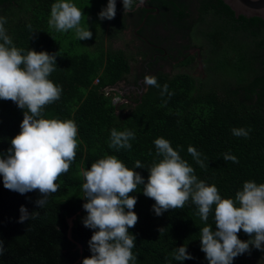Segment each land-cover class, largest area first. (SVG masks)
Returning a JSON list of instances; mask_svg holds the SVG:
<instances>
[{
  "label": "trees",
  "instance_id": "obj_1",
  "mask_svg": "<svg viewBox=\"0 0 264 264\" xmlns=\"http://www.w3.org/2000/svg\"><path fill=\"white\" fill-rule=\"evenodd\" d=\"M57 2L0 0V17L7 20L4 27L13 46L23 49L25 55L30 49L57 55V66L48 78L61 86L62 92L58 100L44 107L43 118L71 119L78 126L75 159L68 172L58 178V191L47 197L43 207L35 203L41 195L38 190L21 195L4 188L0 176V239L4 241L0 264H82L92 254L88 241L94 231L83 224L87 215L83 208V172L98 159L115 155L130 169L139 161L143 168L134 170L147 183L148 169L162 159L156 154L157 138L167 139L194 168L198 180L214 184L222 198L235 199L246 181L264 183L263 21L241 16L236 20L219 0L204 1L203 11H211L216 16L215 23L220 18L226 22L221 30L213 28L206 34L213 48L208 53L207 80L220 72L234 80L227 82L219 94L214 83L209 87L186 74L157 73L160 87L146 86L134 106H114L103 90L125 79L128 59L120 50L103 47L101 39L93 43V55L72 52L70 46L77 43L76 39L62 46L68 33L56 31L48 23L51 6ZM123 9L121 0L106 33L109 39L119 32L117 17ZM105 32L104 28L102 33ZM224 33L231 37L225 48L221 45ZM238 36L247 43L237 42ZM232 82L234 91L229 89ZM165 84L168 91L162 95ZM236 90L243 92V99ZM23 113L14 102L0 100V153H7L11 139L20 132ZM234 128L249 130L248 137L233 135ZM112 129L134 132L130 149L110 146ZM189 146L200 153L205 167L196 163L188 152ZM225 154L237 157L238 162L226 161ZM129 195L137 197L134 211L138 221L129 229L136 236L132 249L136 264H208L201 250L200 229L210 225L215 230V205L205 222L191 198L183 208L157 216L153 210L155 201L143 194V185ZM21 206L31 214L24 222H20ZM72 217L68 226L67 219ZM238 238L250 239L243 230ZM182 245L187 246L193 259H175V249ZM262 255L264 250L250 246V251L234 258L233 264H264V259H259Z\"/></svg>",
  "mask_w": 264,
  "mask_h": 264
},
{
  "label": "clouds",
  "instance_id": "obj_2",
  "mask_svg": "<svg viewBox=\"0 0 264 264\" xmlns=\"http://www.w3.org/2000/svg\"><path fill=\"white\" fill-rule=\"evenodd\" d=\"M143 2L139 0L137 6ZM122 3L124 11L132 10L133 0H122ZM115 15L116 0H108L99 18L112 20ZM83 16V11L74 3L59 0L51 6L48 23L59 32L74 30L79 40L91 39L89 26H81ZM6 23V18L0 17V100L14 102L24 113L20 132L11 139L7 153H0V176L4 188L21 195L38 190L41 195L35 203L41 208L47 203V197L58 191V178L68 172L75 159L78 126L71 119L43 118L44 107L58 100L62 92V87L48 78L57 66V55L34 49L22 54L23 49L13 46L4 27ZM31 27L28 25L29 30ZM144 83L160 87L155 76L145 75ZM167 91L165 84L162 95ZM121 105H126V101ZM232 131L235 136L249 135V130L244 128ZM134 138L131 130L112 129L110 146L130 149L129 141ZM154 143L156 154L162 159L148 169L147 183L134 170L143 168L139 161L130 169L115 155L98 159L83 172L86 200L83 208L87 212L83 224L94 231L88 241L92 254L82 264H136L137 257L132 252L136 236L129 229L138 221L134 211L137 197L129 194L137 192L140 185H143V194L155 201L153 210L157 216L170 209L183 208L191 198L206 222L215 205V230L210 225L200 229L201 250L208 264H233L234 258L250 251V246L264 250V183L246 181L235 199L222 198L214 184L198 180L194 168L167 139L157 138ZM188 152L200 167H205L194 147L189 146ZM224 159L238 162L231 154H225ZM20 212V222L31 215L24 206ZM241 230L249 240L238 238ZM3 251L4 241L0 239V255ZM174 257L177 261L193 259L185 245L175 249Z\"/></svg>",
  "mask_w": 264,
  "mask_h": 264
},
{
  "label": "flooded vegetation",
  "instance_id": "obj_3",
  "mask_svg": "<svg viewBox=\"0 0 264 264\" xmlns=\"http://www.w3.org/2000/svg\"><path fill=\"white\" fill-rule=\"evenodd\" d=\"M204 1L208 0H144L142 6L132 8L124 16L128 28L121 30V35L131 44L130 49L136 56L132 80L125 78L124 82L116 84L117 92L126 104L132 106L145 91V75L154 76L162 72L169 76L173 71L186 74L189 69H197L203 75L205 69L208 71L206 65L210 50L203 46L211 45V41L206 34L213 28L220 29L224 21L220 18L215 23L216 16L214 18L211 11H203ZM196 30L200 31V39L195 34ZM238 40L241 44L247 43L240 36ZM236 91L237 96L243 99V92Z\"/></svg>",
  "mask_w": 264,
  "mask_h": 264
},
{
  "label": "rangeland",
  "instance_id": "obj_4",
  "mask_svg": "<svg viewBox=\"0 0 264 264\" xmlns=\"http://www.w3.org/2000/svg\"><path fill=\"white\" fill-rule=\"evenodd\" d=\"M68 2L74 3L78 8H80L83 13L84 16L82 17V21H81V26L83 27H88L89 26V30L92 32V38L91 39H86V40H79L76 35H75V31L74 30H68L67 33V39L64 40L61 44L63 46V44L68 45V43L72 42L74 39H76V44H71L73 46L71 47L72 52L75 53H82L85 52L89 55H93L95 53V49H94V44L96 41L100 42V39H102V43H104L107 39V43H105V48L106 46H109V49L111 50H120L122 51L125 56L127 55V57H129V72L126 75V78L128 79V81H131L132 78V74H134L135 72L133 71V67L135 65V56H134V50H131V44L129 42H127L124 38L123 35H121L120 33L118 34L117 38L115 39H109L106 35V33H108L109 29L106 30V32L103 34L102 31L105 28V26L107 25V20H101L99 18V13L101 12L102 9L106 8L108 0H68ZM205 12V11H204ZM118 20L121 21V16H118ZM112 20H110L109 23H111ZM224 27L226 26V22H223L222 24ZM112 27V23L111 25H109L108 28ZM195 34L197 35V37L200 39V31H195ZM103 35V36H102ZM228 34H223L222 37V43L221 45L223 46V48H225L226 44L230 42L231 37L228 38L227 37ZM205 41H207L205 39ZM204 49L207 48V51L210 50L212 51L213 48L211 45H207V47L203 46ZM132 51V52H131ZM213 55L210 54V58H212ZM208 68V65H206ZM210 66H212L210 64ZM205 67V66H204ZM192 68V67H190ZM191 69H189L190 71ZM179 71V70H178ZM186 72V74H188L190 77H192L194 80L196 81H200V82H204L205 86H209L212 87L211 84L214 83V87L216 89V92L220 93V90L222 88H224V86L227 84V82H229L230 80H234V78H230L228 74L220 72V73H213V76L207 80V77L209 75V71H206V69L202 72L203 75H200L198 73V70L196 69H192L190 72ZM177 73L176 71H173L172 74ZM172 74H170V76H172ZM214 78V80H212ZM213 82H212V81ZM235 83L232 82L229 89H232V91H234L233 89L235 88ZM74 217L67 219V225L70 226L71 220ZM78 248V247H77ZM264 259V255L260 256L259 259Z\"/></svg>",
  "mask_w": 264,
  "mask_h": 264
},
{
  "label": "water",
  "instance_id": "obj_5",
  "mask_svg": "<svg viewBox=\"0 0 264 264\" xmlns=\"http://www.w3.org/2000/svg\"><path fill=\"white\" fill-rule=\"evenodd\" d=\"M219 1L229 9V11L233 14L234 18H238L239 16L244 18H257L264 22V0H219ZM137 5H139V2L135 4V8L138 7ZM106 89L117 90L118 87L115 86L113 88H105L104 90ZM121 104L122 102L119 103L118 105ZM134 105L135 104H132V106Z\"/></svg>",
  "mask_w": 264,
  "mask_h": 264
},
{
  "label": "crops",
  "instance_id": "obj_6",
  "mask_svg": "<svg viewBox=\"0 0 264 264\" xmlns=\"http://www.w3.org/2000/svg\"><path fill=\"white\" fill-rule=\"evenodd\" d=\"M121 0H116V8H117V5H119V2H120ZM134 2H135V0H134ZM136 4L138 3V2H135ZM135 3H133V4H135ZM134 7H132L133 9H135V5H133ZM137 8V7H136ZM128 13V11H124V9L122 10V12L120 13V16H121V21H119L118 20V17H117V20H118V22L120 23V27H119V32L116 34V37H114V38H112V39H115V38H117V36H118V34L120 33L121 34V30H126L128 27H127V25L125 24V22H124V16L126 15ZM116 16V15H115ZM115 19V18H114ZM107 20V19H106ZM110 22V20H107V25L105 26V30H107V29H109L108 27H109V25H111V23H109ZM140 26L141 25H139L137 28H136V30L137 29H139L140 28ZM135 30V31H136ZM134 31V32H135ZM102 40V39H101ZM108 40V39H107ZM107 40L103 43V47H105V43H107ZM122 52V51H121ZM132 52V51H131ZM123 53V52H122ZM123 55L125 56V54L123 53ZM134 56H135V54H134ZM127 59H128V64H129V57H127V55L125 56ZM136 57V56H135ZM129 69H130V66H129ZM129 72V71H128ZM159 73H162V72H159ZM128 74V73H127ZM126 74V75H127ZM162 74H164V73H162ZM126 75H125V78H126ZM165 75H167V74H165ZM172 75H174V74H172ZM154 76H156V75H154ZM170 76V75H169ZM147 86V85H146Z\"/></svg>",
  "mask_w": 264,
  "mask_h": 264
},
{
  "label": "built area",
  "instance_id": "obj_7",
  "mask_svg": "<svg viewBox=\"0 0 264 264\" xmlns=\"http://www.w3.org/2000/svg\"><path fill=\"white\" fill-rule=\"evenodd\" d=\"M135 2H139V0H135ZM93 83L96 84L97 79H95ZM103 94L104 96L109 97L111 105L116 106L117 104L124 102L123 97L120 94L116 92H112L111 90L108 89L103 90Z\"/></svg>",
  "mask_w": 264,
  "mask_h": 264
}]
</instances>
